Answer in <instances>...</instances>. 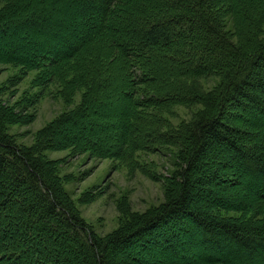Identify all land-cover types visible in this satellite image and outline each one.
Here are the masks:
<instances>
[{
	"label": "trees",
	"instance_id": "1",
	"mask_svg": "<svg viewBox=\"0 0 264 264\" xmlns=\"http://www.w3.org/2000/svg\"><path fill=\"white\" fill-rule=\"evenodd\" d=\"M4 2L0 62L81 101L26 146L0 100V264H264V0ZM51 148L153 178L138 154L167 148L165 200L98 236Z\"/></svg>",
	"mask_w": 264,
	"mask_h": 264
},
{
	"label": "rangeland",
	"instance_id": "2",
	"mask_svg": "<svg viewBox=\"0 0 264 264\" xmlns=\"http://www.w3.org/2000/svg\"><path fill=\"white\" fill-rule=\"evenodd\" d=\"M4 3L0 0V9ZM23 36L25 47L30 48L28 35ZM11 38L17 40L16 32ZM212 84L213 80L208 86ZM59 86L57 79L51 81L43 71H26L22 66L0 62V100L19 114L20 121L8 126L19 144L33 145L41 127L79 104L80 90L71 94L67 86L65 90ZM199 108L179 106L171 121L178 124L190 120ZM42 153L60 162L65 189L98 236L112 232L132 214L162 203L166 194L164 177L174 170L173 156L167 148L138 154L140 163L157 178L139 169L130 170L112 158L93 157L89 152L76 154L70 148H51Z\"/></svg>",
	"mask_w": 264,
	"mask_h": 264
},
{
	"label": "bare ground",
	"instance_id": "3",
	"mask_svg": "<svg viewBox=\"0 0 264 264\" xmlns=\"http://www.w3.org/2000/svg\"><path fill=\"white\" fill-rule=\"evenodd\" d=\"M62 114H63V113H62ZM62 114H61V115H62ZM64 114H65V113H64ZM67 114H68V113H67ZM68 115H69V114H68ZM65 117H66V116H65Z\"/></svg>",
	"mask_w": 264,
	"mask_h": 264
}]
</instances>
